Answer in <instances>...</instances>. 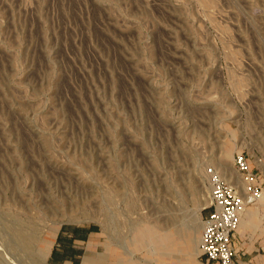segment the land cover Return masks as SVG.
Instances as JSON below:
<instances>
[{
  "label": "rangeland",
  "instance_id": "rangeland-1",
  "mask_svg": "<svg viewBox=\"0 0 264 264\" xmlns=\"http://www.w3.org/2000/svg\"><path fill=\"white\" fill-rule=\"evenodd\" d=\"M237 152L264 171V0H0V264H50L63 224L104 264H194Z\"/></svg>",
  "mask_w": 264,
  "mask_h": 264
},
{
  "label": "built area",
  "instance_id": "built-area-1",
  "mask_svg": "<svg viewBox=\"0 0 264 264\" xmlns=\"http://www.w3.org/2000/svg\"><path fill=\"white\" fill-rule=\"evenodd\" d=\"M255 164L242 152L234 154L233 166L242 182L241 191L214 167L207 168L210 193L208 205L204 208L210 210L202 219L197 246L199 256L219 264H232L237 253L232 239L240 230L244 211L254 204L264 209V171Z\"/></svg>",
  "mask_w": 264,
  "mask_h": 264
},
{
  "label": "crops",
  "instance_id": "crops-1",
  "mask_svg": "<svg viewBox=\"0 0 264 264\" xmlns=\"http://www.w3.org/2000/svg\"><path fill=\"white\" fill-rule=\"evenodd\" d=\"M204 208L201 218L208 213ZM264 209H246L242 215L240 230L233 236L232 243L237 253L232 264H264ZM202 222V220H201ZM203 224V223H201ZM201 227L196 231L200 235ZM198 246V245H197ZM105 247L101 231L96 225H60L51 237L47 259L50 264H104L107 258L101 256ZM194 264H219L199 256Z\"/></svg>",
  "mask_w": 264,
  "mask_h": 264
},
{
  "label": "bare ground",
  "instance_id": "bare-ground-1",
  "mask_svg": "<svg viewBox=\"0 0 264 264\" xmlns=\"http://www.w3.org/2000/svg\"><path fill=\"white\" fill-rule=\"evenodd\" d=\"M259 161V163H260V165H261V167H262V169H263V162L261 161V160H258ZM221 166H220V170H221V172H222V174L225 176V175H227L228 173L231 175V173L229 172L230 170H229V168L224 164V163H222V164H220ZM235 171V170H234ZM236 174V178H235V181H237V182H239L240 184H241V186H242V182H241V180H240V177H239V175H238V173H235ZM221 175V174H220ZM229 175V176H230ZM222 176V175H221ZM229 176H228V182L232 185V186H234V187H237V189L238 188H240L241 186H235V185H233V183L230 181V178H229ZM224 178V177H223ZM239 190V189H238ZM258 206H260V205H258ZM261 207V206H260ZM248 208V207H247ZM262 209H263V207H262ZM246 211V210H245ZM149 223V222H148ZM147 223V225H144V226H140V227H138L136 230H135V232H134V236H133V241H134V243L138 246V247H140V246H143V245H145V244H149V245H152L154 248H151L152 250H157V248L159 247V246H161L162 245V247H166V248H168L169 247V245H171L172 246V240H170V236H165V237H163V235H161V234H159L158 233V229H157V226H155V225H150V224H148ZM22 230V229H21ZM26 230V229H25ZM27 231V230H26ZM186 231H188V229H186ZM23 232V231H22ZM198 231H196V233H197ZM166 234V233H165ZM189 239V238H188ZM24 244H26L27 245V241L25 240L24 241ZM44 246H46V245H48L49 246V244H51V240H48V241H45L44 242ZM146 247V246H145ZM150 247V246H149ZM148 247V248H149ZM184 250V249H183ZM47 251V250H46ZM42 252V251H41ZM157 252V251H156ZM164 252V251H163ZM177 252V251H176ZM183 252V251H182ZM179 253H180V250H179ZM47 254V253H46ZM43 255V254H42Z\"/></svg>",
  "mask_w": 264,
  "mask_h": 264
}]
</instances>
